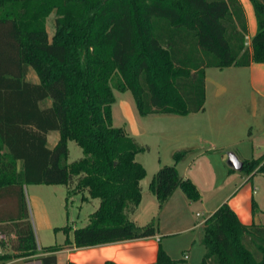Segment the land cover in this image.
<instances>
[{"label":"trees","instance_id":"1","mask_svg":"<svg viewBox=\"0 0 264 264\" xmlns=\"http://www.w3.org/2000/svg\"><path fill=\"white\" fill-rule=\"evenodd\" d=\"M250 1L257 31L248 44L241 0H0V233L16 237L13 252L0 253V260L56 264L64 245L156 234L154 220L139 225L132 219L147 174L136 155L149 146L113 124V90H130L141 115L201 111L206 68L264 63V0ZM30 69L39 81L28 79ZM48 98L52 103L44 105ZM53 130L60 137L49 147ZM69 140L82 147V157L69 161ZM189 151H176L175 164L153 175L150 191L159 209L177 188L190 200L199 198L195 183L176 166ZM242 162L250 177L264 172V154ZM26 184H65L68 197L80 193L99 205L73 239L39 249ZM5 200L12 202L1 206ZM202 230L205 253L194 264H264V224L243 223L228 202ZM175 263L160 245L151 264Z\"/></svg>","mask_w":264,"mask_h":264},{"label":"rangeland","instance_id":"2","mask_svg":"<svg viewBox=\"0 0 264 264\" xmlns=\"http://www.w3.org/2000/svg\"><path fill=\"white\" fill-rule=\"evenodd\" d=\"M55 17L56 14L52 13L47 18L50 37L56 29ZM248 36L247 43L249 44L252 37L249 34ZM28 79L39 81L33 69H30ZM207 85L209 92L207 110L200 113V121H194V126L187 119H180L178 115L142 116L138 112L130 90L120 91L116 88L113 90L116 97L112 106L113 124L125 127L139 143L149 146L148 150L136 155V159L147 170L146 176L141 181L145 187L163 165L175 164L174 153L176 151L190 149L179 167L181 172L186 173L188 178L195 183L200 194L199 198L191 200L192 205L190 203L189 207L182 209L183 216H181V209L177 215L170 212L163 216L160 210L155 213L156 206L149 201H144L135 217L141 225L155 221L162 236L163 247L176 261L175 264H194L202 260L205 247L201 243L203 230L200 225L213 209L219 207L216 205L221 197L236 192L246 182L248 174L245 170L237 168L233 160L236 158L243 161L245 157L257 158L264 154V132L262 131L264 115L260 112L264 105V97L257 96V108H254L255 98L251 90L249 69L238 66L208 67ZM51 103V98H48L44 105ZM255 110L257 114H254ZM208 122L211 124L208 125ZM189 125L193 128H189ZM59 137L58 130L51 131L48 146L53 147ZM68 145L69 161L84 155L82 147L74 140H69ZM212 146L218 149L208 151ZM247 183L251 185L252 190H255L257 198L263 202L264 172L257 173ZM60 187L63 190L67 186L60 185ZM55 188L51 184H28L24 189L39 249L49 239L55 242L63 241V233L53 231L45 232V234L39 231L40 237H38L32 206L33 196L55 204L51 201L55 198L53 191ZM65 204L67 205L66 211H70V225L73 220H76L79 226L88 223V215L94 207L92 204L83 202L81 194L69 196ZM193 223L195 225L188 228ZM70 237H73V233ZM15 238L14 234L0 233V246L3 252H13V239Z\"/></svg>","mask_w":264,"mask_h":264},{"label":"crops","instance_id":"3","mask_svg":"<svg viewBox=\"0 0 264 264\" xmlns=\"http://www.w3.org/2000/svg\"><path fill=\"white\" fill-rule=\"evenodd\" d=\"M241 2L244 6L246 17L248 20V28H249L248 34L251 37H253V35H255L257 31V20H256L254 7L250 0H241ZM228 67H231V66H228ZM239 67H245L249 69L251 90L255 98L254 108H257V96L264 97V63L252 62L248 66H239ZM208 102H209V92H208V85H207V68H206V101H205L204 109L198 112L190 113L188 115H184V116L178 115V116L180 117V119H187L193 125L194 121H198L200 119V116H199L200 113L206 112ZM260 112L262 113V115H264V105L262 106V109ZM254 114H257V112ZM148 115H151V114H148ZM148 115H142V116H148ZM157 115L165 116L166 114H157ZM167 115H176V114H167ZM210 124L211 122H208V125ZM192 125H189V128L192 129L194 126ZM262 131L264 132V129ZM48 137H49V134H48ZM252 146L254 147L253 143H252ZM212 149L217 150L218 148L212 146V148L208 149V151ZM245 159H252V158L245 157ZM180 162L181 161L176 163L178 171L182 177L188 178L189 176L186 173L183 174L181 172L180 167H179ZM258 173H261V172H258ZM254 175L252 177L248 175L246 182L236 192L229 193L221 197L220 201L217 203L216 206H220V204H223L224 202H228L230 206L238 214L240 220L243 223L250 224L254 222L257 224H264V201L261 202L260 199L257 198V196L255 195L256 194L255 190H252L251 185L247 183V181H250L254 177ZM27 185L28 184L24 185V189L26 188ZM51 185H54V187H56L55 190H53L55 194V198L51 200V201H54L55 204H52L50 201H48L47 203L46 201L36 196L32 197L33 199L32 206L34 207V217L36 221L38 237H40L39 231L44 234L45 232L53 231L57 233H63V241L55 242L52 239H49V240L46 239L48 241H45L44 245H41L43 247L49 246V245H55V244H64L67 238L73 239V237H70V234L73 233V236H74V229L77 227H81L78 225L76 220H73L71 225L69 223L70 222V218H69L70 211H66L67 205L65 204L67 203L68 198H69L68 188L66 187V188H63L62 190L60 185H65V184H51ZM141 185H142V200L140 204L138 205L136 211L132 214V219L139 225H141L139 223L140 221L137 220L135 217H136V213L138 212L141 204L144 201H149L152 205L156 206L157 209L154 212L156 213L157 210H160L163 216H165L167 213H170V212L171 213L174 212L177 215V212L179 211V209L182 210L184 207H189L191 203V200L187 197L185 192L181 188H177L172 194V196L170 197V199L165 203L163 208L159 209V200L157 196L150 191V182L147 187H145L142 184V182H141ZM75 195H78V194H75ZM81 200L83 202L92 204V206L94 207V210L99 205V200L97 198L84 201L81 195ZM11 202H12L11 200L9 202L5 200L1 203V206L2 204H10ZM215 210L216 209H213L210 215ZM183 214L184 212L182 210L181 216H183ZM63 217L65 218L62 221ZM177 217L180 218L179 216ZM88 218H89V215H88ZM65 225L70 226V229L68 232L62 229H56V228H59ZM194 225L195 223H193V225L189 226L188 228H192ZM200 226H202L203 228V223ZM161 237H162L161 233L157 230L155 235L144 237V238L122 240V241H116V242H111V243H103V244L83 246V247H76L70 244L64 245L61 249L56 251V254H57L56 264H106V262L109 260L114 261L117 264L155 263L158 258V250H159L160 245L163 247ZM42 254H46V253H42ZM0 264H42V263L40 260H37V259L30 260L28 259V257H13L5 261L0 260Z\"/></svg>","mask_w":264,"mask_h":264},{"label":"water","instance_id":"4","mask_svg":"<svg viewBox=\"0 0 264 264\" xmlns=\"http://www.w3.org/2000/svg\"><path fill=\"white\" fill-rule=\"evenodd\" d=\"M233 161H234V165H235L237 168L242 169V167H243V162H242V161H240V160H238V159H236V158H235Z\"/></svg>","mask_w":264,"mask_h":264},{"label":"built area","instance_id":"5","mask_svg":"<svg viewBox=\"0 0 264 264\" xmlns=\"http://www.w3.org/2000/svg\"><path fill=\"white\" fill-rule=\"evenodd\" d=\"M249 37V36H248ZM3 252V250H2V248H1V246H0V253H2ZM186 257H187V255H186Z\"/></svg>","mask_w":264,"mask_h":264}]
</instances>
